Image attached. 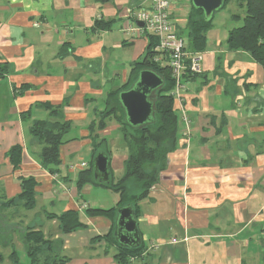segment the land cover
Returning a JSON list of instances; mask_svg holds the SVG:
<instances>
[{
  "label": "crops",
  "instance_id": "crops-1",
  "mask_svg": "<svg viewBox=\"0 0 264 264\" xmlns=\"http://www.w3.org/2000/svg\"><path fill=\"white\" fill-rule=\"evenodd\" d=\"M147 3L0 0V206L22 192L21 178H34L36 205H20L22 218L61 241L67 264H119L115 245L93 242L115 220L86 211L116 206L119 194L97 184L79 191L77 164H91L90 125L97 109L129 80L133 62L149 45L147 33L137 38L126 33L133 23L130 10ZM229 3L236 9L222 12ZM227 4L214 14L206 50L190 53L201 56L202 73L184 82L176 101L177 148L139 202L142 250L130 264H264V66L249 52L228 48L229 31L242 24L245 12L240 0ZM193 8L192 0H171V20L187 44ZM45 105L61 107L71 123L55 175L43 167L40 145L30 135L34 121L51 119ZM99 134L108 140L111 171L122 172L114 177L119 178L128 157L120 125L110 121ZM14 145L23 147L18 168L8 156ZM70 209L79 210L87 227L61 233L47 213Z\"/></svg>",
  "mask_w": 264,
  "mask_h": 264
},
{
  "label": "trees",
  "instance_id": "trees-1",
  "mask_svg": "<svg viewBox=\"0 0 264 264\" xmlns=\"http://www.w3.org/2000/svg\"><path fill=\"white\" fill-rule=\"evenodd\" d=\"M229 0L225 1L224 6ZM240 6L244 8L243 21L240 26L230 29L227 37V46L230 50H244L264 66V0H240ZM235 18L239 17L234 15ZM212 19L204 16L202 9L194 7L187 22L189 42L187 48L190 53H198L206 50L207 31L212 27ZM149 45L145 53L132 64V72L129 80L120 87L111 90L105 100L103 109H97L96 119L90 125L93 141V160L91 164L79 172L77 187L79 191L88 184L102 185L119 194V201L111 208L87 207V214L91 216H105L116 220L117 209L131 204L134 210L139 211V202L150 192L151 188L159 181L161 172L166 168L168 155L177 148L180 133V117L176 106V97L173 90L176 80L173 77L169 65L167 52L156 50L158 37L148 34ZM189 60V59H188ZM187 60V62H188ZM143 69H151L157 72L164 84L151 95L155 105L152 120L140 126L131 125L126 117V112L120 101L122 91L131 88ZM202 73V72H201ZM201 73H192L186 70L183 80L191 81ZM50 110L51 119L36 120L30 127V135L33 142L40 145V160L44 168L52 175L61 171L62 159L60 148L64 143V137L68 133L71 123L65 120L61 107L45 105ZM115 121L120 125L124 143L128 148V157L124 162V173L119 178H114L111 171V181L108 184L94 177V157L99 152H105L111 160V150L108 140L101 137L99 131L104 130ZM23 147L14 145L10 148L8 156L15 168L22 161ZM22 192L6 201L4 204L22 205L26 209H33L36 205V186L34 178H21ZM50 219L58 221L61 233H71L87 227L82 221L79 210L70 209L61 214L47 213ZM115 227L102 237H95L93 242L105 239L108 245H115L114 259L119 264H130V258L138 255L142 246L126 247L121 245L114 234ZM25 243L26 254L30 264H67L69 258L62 254L60 240L45 238L41 229H26ZM59 243L58 247H55ZM11 259L18 264L19 253L12 251ZM20 264V263H19Z\"/></svg>",
  "mask_w": 264,
  "mask_h": 264
},
{
  "label": "water",
  "instance_id": "water-1",
  "mask_svg": "<svg viewBox=\"0 0 264 264\" xmlns=\"http://www.w3.org/2000/svg\"><path fill=\"white\" fill-rule=\"evenodd\" d=\"M226 0H192L194 7L202 9L207 19L224 7ZM143 26V22H138ZM164 84V79L151 69L140 71L133 86L120 93L119 98L125 109L128 122L140 126L152 120L155 112L151 95ZM110 159L105 152H99L94 157V177L108 184L111 181ZM115 237L126 247L134 248L141 245V233L138 227L136 211L131 204L117 209L115 220Z\"/></svg>",
  "mask_w": 264,
  "mask_h": 264
},
{
  "label": "built area",
  "instance_id": "built-area-1",
  "mask_svg": "<svg viewBox=\"0 0 264 264\" xmlns=\"http://www.w3.org/2000/svg\"><path fill=\"white\" fill-rule=\"evenodd\" d=\"M170 7L171 0H148L147 4L131 9L129 17L133 23L126 29V33L131 38H137L145 33L158 37L156 50L167 52L169 55V65L176 80V86L172 92L179 100L181 99V89L184 87V73L188 69L192 73H201L202 58L199 54H190L185 39L179 34L171 20ZM138 22H143L144 25L141 26ZM183 120L186 123L189 122L186 113H183ZM77 166L84 169L88 164L83 161ZM71 167L75 168V165Z\"/></svg>",
  "mask_w": 264,
  "mask_h": 264
},
{
  "label": "rangeland",
  "instance_id": "rangeland-1",
  "mask_svg": "<svg viewBox=\"0 0 264 264\" xmlns=\"http://www.w3.org/2000/svg\"><path fill=\"white\" fill-rule=\"evenodd\" d=\"M232 3L235 2L232 1ZM232 3L227 4V7H225L222 12H225L228 8H230V6L233 7ZM217 18H219V16L216 17L215 20H217ZM86 157L87 159L90 158L88 155ZM121 173L122 172L119 173V171H115L114 177L121 175ZM108 193L114 194L111 191ZM87 200H88V196H87ZM105 203H106L105 205L110 206L111 200L107 198L105 200ZM46 207L48 210H51V206L49 204H46ZM24 212L25 211L23 207L20 205L19 206L14 204L5 205L3 203L2 206H0V264H15V262L11 259L12 251L14 249H16L19 253L20 264H30V259L26 254V249L24 244H25V233H27L26 229L28 228V226L29 228L32 226L30 225L27 226L26 221H24V218H22V214ZM32 228L34 230H38L34 227ZM44 236L45 238H50L51 241V237L47 236L45 233ZM58 245L59 243H56L55 247H58Z\"/></svg>",
  "mask_w": 264,
  "mask_h": 264
}]
</instances>
